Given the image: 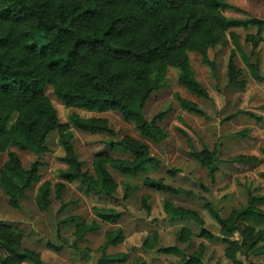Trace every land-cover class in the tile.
<instances>
[{
  "label": "trees",
  "instance_id": "1",
  "mask_svg": "<svg viewBox=\"0 0 264 264\" xmlns=\"http://www.w3.org/2000/svg\"><path fill=\"white\" fill-rule=\"evenodd\" d=\"M224 0H0V153L7 152L8 160L0 176V188L12 209H19L20 202L30 186L38 182L39 163L24 170L15 148L22 152L40 154L46 150L52 131L59 132V145L63 151L60 161L66 166L58 171L59 180L78 183L87 193L112 197L116 185L107 167L126 177H135L149 166L157 167L144 145L117 140L116 133L102 119H82L72 115L68 124L58 125L55 109L44 95L47 86L54 88L56 97L68 107L83 111L111 109L131 123L141 136L159 144L165 132L157 126L163 114L148 121L144 107L150 96L164 86L166 70H178V83L200 98L207 92L196 80L188 62L187 51H197L203 63L214 70L206 49L218 42V34L236 29L256 28L261 31L264 22L258 19H228L221 11L230 9ZM236 39V37H235ZM236 47L239 46L235 43ZM244 64L257 79L256 69L246 57ZM229 68V81L235 83ZM180 107L201 118L206 114L196 104L179 99ZM71 128L88 133H102L110 137L93 163L94 176L82 170V164L74 151ZM111 154L129 156L131 160L113 158ZM264 154V151H263ZM217 151H192L191 158L207 171L214 180L217 168ZM254 159L239 157L232 163L248 164ZM174 172H171L173 174ZM143 186L151 191L171 196L189 195L162 181L147 179ZM56 196L62 200L63 187L55 186ZM136 188L126 186L123 201L128 200ZM50 183L43 184L36 195L35 205L40 212L50 210ZM147 201V197H144ZM264 196L249 198L245 207L222 220L211 205L205 206L212 219L227 233L238 229L245 237L234 242L225 256L234 264L236 254L263 252L255 249V230L264 225ZM146 209L148 207L146 206ZM164 211L169 218L189 221L198 226L201 235L209 241L216 238L204 228L203 220L196 212L175 208L166 202ZM97 218L113 223L119 215L100 210ZM240 220V223L236 222ZM73 219L62 224L72 223ZM99 230L96 224L81 226L76 241L86 234ZM181 240L188 233L182 230ZM123 232L117 230L105 234L101 247L102 256L97 264L122 263L125 256L107 255V250L123 242ZM252 242L244 251L243 246ZM230 244V243H229ZM50 249L59 251L49 245ZM146 249L154 245L145 243ZM0 264H45L31 251H22L20 237L11 228L0 227ZM204 248L191 255H182L175 264H204ZM162 253L179 256L177 248L162 249Z\"/></svg>",
  "mask_w": 264,
  "mask_h": 264
},
{
  "label": "rangeland",
  "instance_id": "2",
  "mask_svg": "<svg viewBox=\"0 0 264 264\" xmlns=\"http://www.w3.org/2000/svg\"><path fill=\"white\" fill-rule=\"evenodd\" d=\"M231 8L221 11L228 19H258L264 22V0H224ZM218 42L206 49L214 64L211 70L197 51H187L188 62L196 80L207 92V98H200L178 83V70L168 67L164 86L154 92L144 107L145 116L152 121L163 114L157 126L165 132L164 140L156 144L144 138L131 123L126 122L116 111H83L68 107L55 95L54 88L47 86L44 95L55 109L58 125H66L72 115L82 119H102L116 133L117 140H128L148 148L150 157L157 167L149 166L135 177H126L107 167L116 189L112 197L95 196L87 193L78 183L59 180L58 171L66 166L60 161L63 151L59 145V132L54 130L48 137L46 150L40 154L22 152L13 148L24 170L39 163L38 182L25 192L19 209H12L0 188V227L11 228L20 237L22 251L37 254L45 264H97L102 253L105 234L121 230L123 242L107 250V255L125 256L118 264H175L182 255H191L204 248V264H234L225 256V251L234 242L241 241L246 233L238 229L227 233L211 217L205 206L211 204L222 220L246 206L249 194L264 196V28L236 29L218 34ZM236 37V39H235ZM235 43L239 46L236 47ZM246 57L256 69L253 78L244 64ZM232 66L234 82L229 81ZM179 99L196 104L206 114L201 118L185 112ZM74 151L82 164L83 172L94 176L93 163L110 139L106 134L88 133L71 128ZM217 151V168L214 180L207 171L190 156L192 151ZM113 158L131 160L127 156L111 154ZM239 157L254 159L248 164L232 163ZM8 160L7 152L0 153V176ZM171 172H174L171 174ZM159 180L176 190L189 195L171 196L157 193L143 186L145 180ZM50 183V210L40 212L35 199L39 188ZM63 187L62 200L56 196L55 186ZM136 188L132 196L123 201L126 186ZM147 197V201H144ZM168 202L175 208L196 212L203 220V228L216 238L209 241L201 235L194 223L172 219L164 211ZM146 206L148 209H146ZM264 211V206L259 207ZM113 211L119 218L113 223L101 222L96 212ZM73 219L72 223L62 224ZM240 223V220L236 224ZM96 224L99 230L86 234L82 241H76L81 226ZM188 233L187 240H181V231ZM255 249L263 252L237 253L239 264H264V225L256 228ZM154 245L146 249L145 243ZM230 243V244H229ZM252 242L243 246L246 251ZM49 245L59 251L50 249ZM177 248L179 256L162 253V249ZM0 250V257H5ZM24 264H30L25 262ZM113 264V263H104Z\"/></svg>",
  "mask_w": 264,
  "mask_h": 264
}]
</instances>
